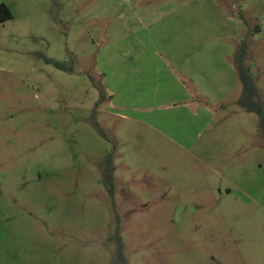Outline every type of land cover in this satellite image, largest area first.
Here are the masks:
<instances>
[{
  "label": "rangeland",
  "instance_id": "obj_1",
  "mask_svg": "<svg viewBox=\"0 0 264 264\" xmlns=\"http://www.w3.org/2000/svg\"><path fill=\"white\" fill-rule=\"evenodd\" d=\"M1 5L0 264H264V0Z\"/></svg>",
  "mask_w": 264,
  "mask_h": 264
},
{
  "label": "trees",
  "instance_id": "obj_2",
  "mask_svg": "<svg viewBox=\"0 0 264 264\" xmlns=\"http://www.w3.org/2000/svg\"><path fill=\"white\" fill-rule=\"evenodd\" d=\"M0 23L5 22L8 19L12 18V15L9 9L5 5L0 6ZM242 19H245L242 16ZM247 24V22L245 21ZM258 32V29H256ZM248 36H250L248 34ZM248 36L241 42L236 50V54L234 56V65L237 70L239 80L242 85V96L239 100V104L243 110L249 113H254L258 117L259 121V130L264 138V102L259 93V89L257 87L254 76L252 75L250 68L247 66L246 61L249 58V39ZM46 62L54 65L56 68L64 71H73V69H69L65 63H61L52 59H46ZM104 90H101V95H103ZM105 94V93H104ZM102 99V98H101ZM99 104V103H98ZM115 152L112 151L107 154L104 160V169H103V185L108 190L109 194L113 196L114 194V181L113 176L115 172ZM119 248H118V258L121 262L125 263V257L123 253V247L118 238Z\"/></svg>",
  "mask_w": 264,
  "mask_h": 264
}]
</instances>
